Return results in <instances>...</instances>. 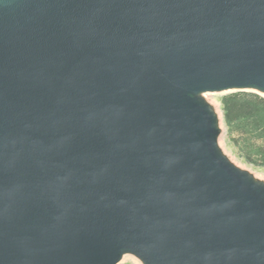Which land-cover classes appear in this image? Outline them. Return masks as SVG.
Returning <instances> with one entry per match:
<instances>
[{
    "label": "water",
    "instance_id": "obj_1",
    "mask_svg": "<svg viewBox=\"0 0 264 264\" xmlns=\"http://www.w3.org/2000/svg\"><path fill=\"white\" fill-rule=\"evenodd\" d=\"M235 92L264 97V0H0V264H264Z\"/></svg>",
    "mask_w": 264,
    "mask_h": 264
},
{
    "label": "rangeland",
    "instance_id": "obj_2",
    "mask_svg": "<svg viewBox=\"0 0 264 264\" xmlns=\"http://www.w3.org/2000/svg\"><path fill=\"white\" fill-rule=\"evenodd\" d=\"M222 116L221 144L239 164L264 176V97L251 92L212 94ZM226 102L228 117H225ZM119 264H138L126 258Z\"/></svg>",
    "mask_w": 264,
    "mask_h": 264
},
{
    "label": "trees",
    "instance_id": "obj_3",
    "mask_svg": "<svg viewBox=\"0 0 264 264\" xmlns=\"http://www.w3.org/2000/svg\"><path fill=\"white\" fill-rule=\"evenodd\" d=\"M222 102H223V104H224L225 117L227 118V117H228V110H227V108H226V102H225L224 99L222 100Z\"/></svg>",
    "mask_w": 264,
    "mask_h": 264
}]
</instances>
